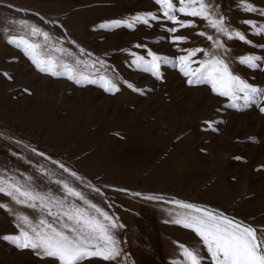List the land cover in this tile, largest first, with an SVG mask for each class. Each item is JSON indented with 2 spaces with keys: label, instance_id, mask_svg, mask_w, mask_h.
Listing matches in <instances>:
<instances>
[{
  "label": "rangeland",
  "instance_id": "374dc122",
  "mask_svg": "<svg viewBox=\"0 0 264 264\" xmlns=\"http://www.w3.org/2000/svg\"><path fill=\"white\" fill-rule=\"evenodd\" d=\"M244 2L264 9V0ZM211 3L232 30L252 41L218 37L228 48L225 59L231 70L264 89V59L256 68L239 62L249 55L264 58V16L245 12L242 0ZM145 12L161 18L131 28L112 24ZM180 19L197 26L175 33L188 37L177 47L167 31L174 25L163 19L154 0H0V187L16 184L63 200L65 206L87 208L68 196L63 184L81 192L123 225L112 229L122 252L119 264H188L181 244L199 250L203 264H210L200 238L173 223L178 214L191 211L176 201L264 229V96L233 102L209 84L189 85L180 72L178 57L185 53L179 49L215 51L207 36L216 39L217 33L200 18ZM245 20L255 21L256 27ZM33 27L50 39L33 36ZM201 31L206 35H196ZM13 38L16 42H10ZM21 39L41 44L45 59L52 55L95 63L96 68L82 65L81 70L97 83L77 84L66 75L40 72ZM149 50L166 58L161 61L162 79L133 64V54L150 60ZM203 58V53L195 57ZM99 76L113 79L120 91H105ZM0 204L6 205L0 208V264H45L2 237L19 234L17 216L28 215L34 222L52 218L39 201L30 208L0 192ZM92 264L117 261L96 258Z\"/></svg>",
  "mask_w": 264,
  "mask_h": 264
},
{
  "label": "snow or ice",
  "instance_id": "6c2138e0",
  "mask_svg": "<svg viewBox=\"0 0 264 264\" xmlns=\"http://www.w3.org/2000/svg\"><path fill=\"white\" fill-rule=\"evenodd\" d=\"M156 5L160 6L161 14L164 20L174 25L167 31L172 33L171 42L177 47L187 42L188 37L175 35L184 28H196L193 20L180 19L183 17L200 18L207 22L211 29L217 33V38L208 35L207 39L213 41L215 51H206L203 48L191 47L181 48L185 53L178 57L180 72L188 78L187 83L200 84L206 83L211 85L214 93L221 97H227L235 102L241 98L245 102L253 101L258 96H264V89L253 86L239 75L233 73L229 63L225 59L228 53L226 43L220 40V35L231 40L233 38L251 44L244 33L232 30L230 24L225 20L224 15L220 14L218 7L211 3V0H154ZM241 6L245 12H256L264 16V9H258L250 2L242 0ZM161 17L152 12L138 14L132 21L124 22L120 20L113 21V26L119 27L122 23H127L129 28L136 23L149 25V21L159 20ZM245 24L256 27L253 20H245ZM105 27V25H101ZM32 35H42L45 41L50 39L47 32H41L37 27L31 29ZM260 34H264V30ZM196 35L205 36L206 33L201 31ZM10 42H16L13 38ZM20 43L25 46V51L42 73L51 76L66 75L69 80L80 84L87 81L90 84L97 83V79H92L90 75H85L81 66L87 68H96V64L86 65L84 61L75 59L74 62H68L61 57L48 55L43 58V48L39 43L30 42L21 39ZM264 47V45H260ZM136 47H143L136 45ZM55 52L63 53V48H55ZM84 53V50H80ZM203 53V59H195L197 54ZM90 55V54H88ZM133 64L143 66V71L151 73L157 79H162L160 71L161 61L166 59L149 50L147 55L151 58L146 60L144 56L135 55ZM264 58L255 55L241 57L239 62L252 68L258 67L257 61ZM197 67L193 68L192 65ZM100 67H105L103 61H100ZM7 76V73L4 74ZM8 79L12 77L8 76ZM101 87L110 93H118L120 87L111 78L99 76ZM129 89L138 91L133 84L125 82ZM27 92L28 90L25 89ZM233 106H235L233 104ZM264 113V107L260 108ZM44 155L43 153H38ZM55 163V161H54ZM65 172H68L63 164L60 165ZM76 176L75 172L70 173ZM77 179H80L77 177ZM59 183V182H58ZM66 194L77 200L83 201L87 208H81L73 204L65 206L63 200H56L51 196H44L26 187L16 184L10 185L7 189L0 187V192L10 196L17 204H24L30 208L37 207V201L40 206L46 210V215L52 219H39L34 222L28 215L17 216L16 228L19 230L18 235H4L3 240L10 241L21 250H30L33 254L45 264H92L93 260L98 258L102 261H117L122 255L118 241L115 239L112 229L123 227L116 220L103 212L95 204H90L81 192L63 184ZM134 195H140L134 193ZM146 199H159L158 197H146ZM180 208L191 210L190 212L180 215L173 221L185 229H190L200 238L203 246L206 247L210 264H264V229H257L250 224L237 221L230 218L223 212L209 211L206 208L198 207L195 204L181 201L175 202ZM6 205L0 204V208ZM53 208L56 211L53 212ZM91 209L92 211H89ZM182 249V259H186L188 264H203V256L197 249L190 250L183 244L179 245Z\"/></svg>",
  "mask_w": 264,
  "mask_h": 264
}]
</instances>
